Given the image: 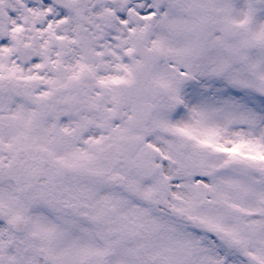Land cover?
<instances>
[{
    "label": "snow or ice",
    "instance_id": "snow-or-ice-1",
    "mask_svg": "<svg viewBox=\"0 0 264 264\" xmlns=\"http://www.w3.org/2000/svg\"><path fill=\"white\" fill-rule=\"evenodd\" d=\"M0 264H264V0H0Z\"/></svg>",
    "mask_w": 264,
    "mask_h": 264
}]
</instances>
